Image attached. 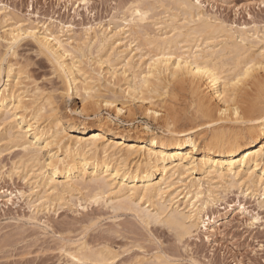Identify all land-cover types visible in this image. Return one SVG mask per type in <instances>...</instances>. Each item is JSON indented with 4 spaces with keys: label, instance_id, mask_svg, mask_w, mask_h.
<instances>
[{
    "label": "bare ground",
    "instance_id": "1",
    "mask_svg": "<svg viewBox=\"0 0 264 264\" xmlns=\"http://www.w3.org/2000/svg\"><path fill=\"white\" fill-rule=\"evenodd\" d=\"M145 1L133 0L125 7L123 21L121 20L123 24L117 25L120 29L106 32L109 30L106 28V31H101L100 36L95 31V35L86 40L83 36L82 43L77 44L78 40H74L77 45L67 43L68 40L64 41L59 33L61 30L57 33L48 26H44L43 31L36 27L10 31V37L6 39L7 51L0 56V153L5 149L2 146L5 141L21 148L22 157L20 156V162H16L21 166H17L26 170L27 176L34 179L36 187L42 188L43 192L37 199L41 206H53L57 202L61 204L68 194L83 195L86 191V203L102 202L115 212L132 211L141 223L159 221L182 240L186 236L191 237L194 230L211 228L209 209L218 203L217 197L220 196L216 192L219 194L224 188H253L258 192L259 206L264 207V198L261 197L264 196V46L257 51L251 48L255 42L261 43L258 42L259 32L256 28L228 27L218 22L217 18L214 20L206 10L196 7L194 0H168L173 6L177 4L180 8L182 22L179 23L177 14L171 12L164 19L160 16V20L155 23L161 24L158 27L160 31L152 35L144 25L154 17L155 6ZM136 10L145 13L146 17L142 19L136 16ZM2 12L3 8L0 7V17L4 16ZM129 32L134 36L131 44L141 39L145 46H152L159 52L151 55L149 61L145 60V69L139 71V61L148 51L145 54L142 52L144 56L140 53L142 57H138L139 61H135L136 64L133 65L134 56L130 53L143 46L139 43L137 47L130 46V51L125 55V63L120 60L124 63L120 72L124 77L128 70L134 69L132 78H129L131 75L126 77V88L122 89L123 85L121 86V90L125 92L123 94L134 98L131 99L133 101H147L152 96L145 94L158 91L162 83L173 81L184 84L187 81L196 86L193 91L198 90L200 94L197 92L199 101L195 109L199 114L192 118L194 120L188 119L190 122L186 124L191 126L174 131L171 129L174 121L168 118L164 120L168 127L166 135L153 132L148 125H144V134L138 131L133 138L113 132L105 124H82L81 127H74L58 113L59 105L57 98V101L54 99L55 95H44L41 92L43 89L40 92L33 89L35 92L28 98L25 91L20 93L23 84L20 81L22 69L18 68L16 71L15 64L6 60L22 37L30 36L60 71L58 76L64 84H61L63 89L60 97H69L76 92L82 95L83 101L100 98L104 95L103 91V95L99 93L102 85L107 86L106 80L101 84L100 78L96 76L98 79L94 81L95 78L91 77L92 82H98L94 85L86 77L81 79L82 84H78L80 78L74 74L77 64L74 59L79 57V53L74 49L83 54L86 47L97 45L111 54L112 50L116 52L114 45L119 41L115 36ZM175 48L182 51L176 55L173 52ZM124 49L117 50L116 55L120 57L125 52ZM68 56H71V61L65 59ZM118 57L115 56L116 61L121 58ZM107 59L109 62V58ZM4 62L8 63L7 68L4 67ZM177 63L181 65L179 69L175 66ZM249 65H253L250 71ZM114 66L109 67L108 77L116 80L121 69ZM196 68L208 71L197 72ZM108 77L107 83H113V86L115 83ZM204 85L208 91L202 89ZM117 93L116 96L121 95ZM115 98L110 102H116ZM125 107L122 105L116 108L120 112ZM146 110L159 115L158 109L147 107ZM20 111L24 113L19 114ZM237 112L239 116L236 115ZM204 125L210 133L201 136L199 130ZM68 129L82 135L71 136ZM146 131H149L148 135H145ZM45 150L48 159L43 161L42 152ZM258 169H261V173H258ZM198 171L204 176L194 177V173ZM58 175H62L64 179L59 180ZM82 198L77 200L81 206ZM145 204L148 205L143 207ZM86 207L83 205L84 209ZM64 250L68 256L75 257L76 261H91L95 264H111L116 254L107 246L93 248L88 243ZM134 264H172V261L168 256L156 254L152 261L139 259Z\"/></svg>",
    "mask_w": 264,
    "mask_h": 264
},
{
    "label": "rangeland",
    "instance_id": "2",
    "mask_svg": "<svg viewBox=\"0 0 264 264\" xmlns=\"http://www.w3.org/2000/svg\"><path fill=\"white\" fill-rule=\"evenodd\" d=\"M132 1L88 0L87 6H85L81 0H0V5L3 8L2 14L4 15L0 17V56L6 53V39L10 37V31L15 29L25 30L28 27H36L37 30L41 29L43 31V27L48 26L57 33L61 30L59 33L63 36L64 41L68 40L67 43H74V40L75 42L78 40L77 44L95 35V31L100 36L101 31L109 29L106 32H110L111 29L114 31L116 28L118 30L120 29L117 26L118 23L120 26L123 24V11ZM145 2L155 6L153 9L154 17L147 20L144 25L152 35L160 31L158 27L161 24H155L160 20V16L164 19L171 12L177 14V19L180 20L179 23L182 22L183 15L177 4L174 3L173 6V3L168 2V0L162 2L146 0ZM227 2L228 0H202L203 4L218 6L215 10L211 7L204 10L211 17L213 16L214 20L218 19V22L228 27L235 25V28L241 26L250 29L255 25L254 28L259 32V41H257L261 43L255 42L256 44L253 43L251 48L256 51L259 47L262 48L264 46V27H262L264 25V3H262V0H230L232 7H225ZM240 3L245 4L247 7L237 14L233 8ZM172 8L174 9L172 10ZM249 15L252 17L251 20L248 19ZM127 35L131 36L130 32L115 36V39L119 40L114 45L116 52L124 49L128 43L131 44V41L134 40L133 35V38L132 36L127 37ZM82 37L84 39H81ZM76 43L73 45H77ZM138 43L143 46L140 47L142 51H139L141 49H134V52L132 51L130 55L134 56L132 62L134 65L136 64L135 61H139L142 55L144 56L145 52L148 51V54L146 53V56L139 61L141 63L139 71H141L145 69L147 59L149 61L151 55L159 52L149 45L147 50L148 46L146 45V47L141 39L132 42L131 45L129 44V47L127 46L124 49L125 52H123V56H120L121 58L116 55L114 50L110 54V51L99 48L97 45L89 47L90 49L86 47L83 54L78 49H74L79 53V57H77L78 53L73 55L77 57L74 59L77 63L74 68L76 73L74 74H77V78H80L77 81L78 84L82 82L81 79L84 80L86 77H89L88 81L90 80L94 85L98 82H92V78H95L94 81L100 78L99 82L101 84H104L106 80L107 84V86L104 84V86H101L102 88L100 87L102 90L99 94L103 95L102 91L104 93L102 97L90 98L85 101L82 100V95L80 96L76 92L69 97H60V92L63 89L62 85H64L61 77L58 76L60 71L53 66V62L49 57L41 52L34 38L30 36L22 37L18 44L14 46V50L10 51L13 52L7 55L6 60L15 64L16 71L18 68L22 69L20 81L23 84H21L20 93L25 91L24 94L28 98L34 91L33 89L36 92L43 89L41 92L44 95H55L54 99L57 98L58 101L55 100L59 105L58 113L66 121L72 123L74 127H81L82 124H105L110 126L109 128L113 132L116 131L133 138L138 131L144 134L145 131L142 128L144 125H148L153 132L166 135L168 127L164 120H168V118L170 121H174L173 128L171 127L174 131H180L191 126L186 124L199 114L195 109L198 106L200 94L198 90L193 91L196 86L188 84L187 81L184 84L180 82H177L178 84L173 83V81L162 83L158 91L145 94V96H152L149 99L152 103L149 100L135 99L133 101L131 99L134 98L129 97L127 94V97L124 95L125 92L121 90V86L123 85L122 89L126 88L125 80H128L126 77L133 74L134 69L128 70L125 77L120 72H122L125 63V55L131 49L130 46L137 47ZM68 46L70 47L67 44ZM149 49H151L150 52ZM175 49L173 52L176 55L182 51L177 50V48L176 52ZM86 50H89V52ZM37 52L41 54L36 56ZM151 52L153 53L151 54ZM136 53L142 55L137 56ZM81 55L83 56L81 57ZM115 56L120 59L116 61ZM69 58L71 59V56L65 57L67 61L70 60ZM107 58H109V62ZM104 59H107V61ZM7 62H4L5 68H7ZM110 64L111 66H109ZM115 64L118 68L114 66ZM108 66L121 69L117 74V81L109 79L110 74L108 72L110 73V68ZM3 75L5 77V73ZM119 75H121L120 78ZM107 77L110 81L113 80L111 81L115 83L113 86L111 85L113 83H107ZM129 78H132V75ZM37 88L40 89L37 90ZM118 88L121 91L118 92ZM202 89L209 90L207 86L202 87ZM27 90H29V93H27ZM159 91H161V95ZM115 92L121 95H117V97ZM113 97H116L117 101L111 103ZM116 105L126 107L119 112ZM147 107L158 109L159 115L148 113ZM23 113L19 112V114ZM28 119H30L29 116ZM205 126H202L203 128L199 130L200 135L203 134L204 136L208 132L210 133V130L207 132L208 127ZM67 131L71 136L82 135L73 129ZM148 132L146 131L145 135H148ZM3 144L2 146L5 149L0 153V264H95L91 261L72 260L64 250V248L69 249L72 247L75 249V246L78 248L84 243H88L93 248H100L103 245L111 248L116 253L111 264H134L139 259L152 261L156 254L168 256L172 264H193L194 261L195 264H264V207L259 206V195L257 190L253 188L247 190L246 186H241L240 189L238 187L231 188V190L224 188L221 189L222 191L220 190L222 193L219 192L218 194L216 192L220 198L217 197L218 203L211 207L208 213V215H211L209 226L212 229L194 230L191 237L186 236L180 240L175 232L168 229L163 223H160L161 226L159 227H156L154 223L155 231L152 235L161 241L157 244L154 241L150 242V238L143 228L145 223H141L134 212L132 213L129 210L115 212L102 202L86 203V191L83 195L80 193L68 194L65 200L60 202L61 204L57 202L53 206L45 205L46 208H44L45 206H41L40 201L37 200L40 197L39 194L43 192L42 188L33 184L34 179L27 176L28 174L24 168H18V166H21L17 164L22 157L21 148H17L7 141ZM11 145L13 148H11ZM59 150L61 152V149ZM42 156L43 161L48 159L47 150L42 152ZM197 156H200V153H197ZM13 169L19 171V173L13 171ZM258 173H261V169H258ZM203 176L202 172L194 173L196 178ZM58 179L63 180L64 178L62 175H58ZM205 187H207L206 184ZM79 197L84 200H82V204L87 206L85 209L83 205H79L80 202L77 201ZM261 197L264 198V196ZM9 200H11V203H9ZM147 205L145 204L143 207ZM241 206H243L244 211H241ZM257 216L261 217V221L249 226L250 220L256 219Z\"/></svg>",
    "mask_w": 264,
    "mask_h": 264
},
{
    "label": "snow or ice",
    "instance_id": "3",
    "mask_svg": "<svg viewBox=\"0 0 264 264\" xmlns=\"http://www.w3.org/2000/svg\"><path fill=\"white\" fill-rule=\"evenodd\" d=\"M81 2L87 6V2L88 0H81ZM195 2V6L198 7V8H201V9H206V8H209L211 7L213 10H215L218 6L215 5V4H212V5H209V4H202L201 3V0H194ZM262 3H264V0H262ZM79 6V5H77ZM0 7H2V5H0ZM130 7H133L135 8L136 6H133V5H130ZM225 7H232L231 4H230V0H228V2L225 4ZM247 6L243 3H240L238 6H235L233 8V10L239 14L240 11L242 9H245ZM135 15L136 16H140L142 19L144 17H146V14L145 13H141L140 11L136 10L135 11ZM248 19L251 20L252 17L249 15L248 16ZM69 27H71V25H69ZM233 27H235V25H233ZM253 27H255V25H253ZM262 27H264V25H262ZM41 53L37 52L36 53V56H39ZM27 55V54H26ZM174 59V58H173ZM176 68L179 69L181 67V65L179 63H177L176 65ZM253 65H249L248 66V70L250 71L252 69ZM196 71L197 72H205L207 73V69H202V68H196ZM235 83H238V81H234ZM237 116H239V112L236 113ZM9 203H11V200H9ZM241 211H244L243 209V206H241ZM261 221V217L257 216L256 219L254 220H250L249 222V226H252L258 222ZM155 226L156 227H159L161 226L160 225V222L159 221H156L155 222ZM143 228H144V231L147 233V236L150 238V242L154 241L155 243L159 244L161 243V241L157 240L155 236L152 235L153 231H155V228H154V222L153 221H148L147 223L143 224ZM72 260H75V257H71ZM193 264H195V261L193 262Z\"/></svg>",
    "mask_w": 264,
    "mask_h": 264
}]
</instances>
